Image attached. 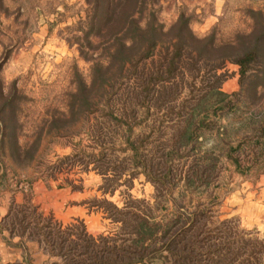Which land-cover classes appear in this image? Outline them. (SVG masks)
<instances>
[{"label":"rangeland","instance_id":"rangeland-1","mask_svg":"<svg viewBox=\"0 0 264 264\" xmlns=\"http://www.w3.org/2000/svg\"><path fill=\"white\" fill-rule=\"evenodd\" d=\"M91 4L0 0V238L117 231L115 206L264 264V0H143L123 27Z\"/></svg>","mask_w":264,"mask_h":264},{"label":"trees","instance_id":"trees-1","mask_svg":"<svg viewBox=\"0 0 264 264\" xmlns=\"http://www.w3.org/2000/svg\"><path fill=\"white\" fill-rule=\"evenodd\" d=\"M89 1L92 3L94 13L99 10L101 5L104 6L106 23L109 27H114L119 22H122V27L129 26L132 23L135 24L133 15L139 9L138 5L143 3V0ZM142 31V29L139 30V33ZM138 37L140 36H133V43L139 41ZM115 39L118 40L116 36ZM122 45L124 46V43ZM154 45L155 41L151 42L147 46V52L141 54L140 58L148 56ZM247 57L248 55H245L237 60V63L241 66V71H244L242 67L246 64ZM129 146L136 154L137 147L135 144L129 142ZM136 163H139V161ZM166 179H169L168 168H166V172L156 176L153 180L164 183L163 180ZM114 209L116 215L119 216L111 217V221L121 224L117 231L94 235L88 233L81 222L79 224H67L62 227L59 223H51V220L47 218L37 227L38 231L30 228V224L27 222L19 232L15 231L14 224H12L9 232L10 234L17 233L19 236L35 239L43 245L50 255L59 256L63 264L144 263L146 259L152 261L156 254L161 255L160 258L163 257L162 253L164 251L166 254L163 258L172 257L173 260H165L161 262L162 264H202L203 260H199L201 253L193 250L195 243L200 241L193 238V236H191V239H185L186 233L190 232L195 225L193 220L190 221L188 226L183 224L177 230L172 231L171 228L177 224L162 229L158 222L153 221V217L150 218L131 210H117L115 206ZM122 216H129L130 220H125ZM161 239L164 241L159 248L152 246L151 242Z\"/></svg>","mask_w":264,"mask_h":264},{"label":"crops","instance_id":"crops-1","mask_svg":"<svg viewBox=\"0 0 264 264\" xmlns=\"http://www.w3.org/2000/svg\"><path fill=\"white\" fill-rule=\"evenodd\" d=\"M52 258L54 256L50 255L35 239L15 234L4 235L0 238V263L46 264L50 262L51 264H60L55 260L51 262ZM39 260L40 262H38Z\"/></svg>","mask_w":264,"mask_h":264}]
</instances>
